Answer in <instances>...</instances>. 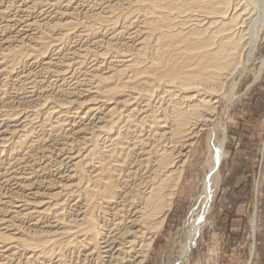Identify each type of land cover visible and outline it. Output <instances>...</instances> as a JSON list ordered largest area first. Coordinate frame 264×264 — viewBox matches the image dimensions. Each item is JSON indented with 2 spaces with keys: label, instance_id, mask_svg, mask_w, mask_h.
Listing matches in <instances>:
<instances>
[{
  "label": "bare ground",
  "instance_id": "1",
  "mask_svg": "<svg viewBox=\"0 0 264 264\" xmlns=\"http://www.w3.org/2000/svg\"><path fill=\"white\" fill-rule=\"evenodd\" d=\"M0 18V264H143L183 150L225 132L214 97L255 52L264 0H0Z\"/></svg>",
  "mask_w": 264,
  "mask_h": 264
},
{
  "label": "rangeland",
  "instance_id": "2",
  "mask_svg": "<svg viewBox=\"0 0 264 264\" xmlns=\"http://www.w3.org/2000/svg\"><path fill=\"white\" fill-rule=\"evenodd\" d=\"M0 20L3 21V18H0ZM245 52L247 53V50L243 51L242 59H246ZM263 58L264 29L259 34L256 50L251 56L248 65L242 71L237 73L235 71V75L231 74L233 78L231 75L227 76L224 80L222 92L214 97V100L216 99V116H222L223 112L227 115L224 125L225 132L216 131L213 134L212 140L214 142L212 143V140L210 141V130H204L196 138L193 145L190 146L191 148L187 147L189 150L187 148L183 150L185 153L182 158L185 159L186 157L187 160L185 159L183 175L173 199L172 209L163 228L157 233L153 246L143 264H264V179L262 177L264 169H262L260 176V184L263 191L259 195L257 194V198L255 191L252 196L255 201V212L253 214V211H251L250 215L244 219L240 230L238 228L234 232L230 231V222L224 216L226 209H229V207L225 209L222 192V188L227 185L228 181L233 179L232 175H230L232 148L235 145L233 136L245 137L246 133L250 134V131L258 133L263 130L262 137L259 139L260 141L256 148L257 155L253 171L246 175L244 179L245 182L252 183L253 188L254 182H257L259 173L257 160L264 138V70L259 79H256L255 76L260 69ZM32 68L31 71L33 73L40 69L39 66H32ZM45 79L50 80V78ZM39 130L42 131L37 128V134ZM40 134L43 135V131ZM46 137V142L50 146L49 149L55 150L59 146L57 139L60 137L54 134H46ZM223 138L226 140H224L223 146L224 155L220 160L218 173L211 174L209 169L212 155L220 149L221 143L219 142H222ZM37 159H40L39 163L44 160L41 157ZM56 162L54 160L51 161L52 165L48 167L50 170L46 168L47 172L41 170L43 172L39 173L41 178L50 179L56 177L54 171L60 165L58 163L56 165ZM61 167L66 170L65 165ZM209 177H213L210 184L212 187L210 194L208 193L209 189H204L207 188ZM247 190L246 192H248ZM2 192L5 194L6 190H2ZM68 209L67 212L72 217L77 216L78 205L72 204L71 208ZM194 221L198 222V229L192 235L190 225ZM186 234L188 238H193H190L191 243L188 247V253L183 258L186 246H188L186 244L190 241Z\"/></svg>",
  "mask_w": 264,
  "mask_h": 264
},
{
  "label": "crops",
  "instance_id": "3",
  "mask_svg": "<svg viewBox=\"0 0 264 264\" xmlns=\"http://www.w3.org/2000/svg\"><path fill=\"white\" fill-rule=\"evenodd\" d=\"M260 134V135H259ZM263 130L258 133L250 131L245 137L234 135L235 142L232 148L231 173L233 179L228 181L223 189V199L226 209L224 216L230 222V231L240 230L242 222L253 211L255 212L254 188L252 183L244 181L245 176L249 175L253 170L254 161L256 160V148L259 139L262 137ZM229 175V174H228ZM248 189V190H247ZM246 190L248 192H246ZM251 196V198H249ZM264 207V203H263ZM264 210V209H263ZM240 224V226H238ZM264 225V211H263Z\"/></svg>",
  "mask_w": 264,
  "mask_h": 264
},
{
  "label": "built area",
  "instance_id": "4",
  "mask_svg": "<svg viewBox=\"0 0 264 264\" xmlns=\"http://www.w3.org/2000/svg\"><path fill=\"white\" fill-rule=\"evenodd\" d=\"M257 164H258V168H259V173H258V177H257V182H254V191H255V195L257 198V194L259 195L260 193H262L263 189L262 186L260 184V179H261V171L262 169H264V138H263V142H262V147H261V151H260V155L259 158L257 160ZM263 179H264V175H262Z\"/></svg>",
  "mask_w": 264,
  "mask_h": 264
}]
</instances>
